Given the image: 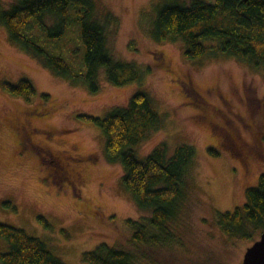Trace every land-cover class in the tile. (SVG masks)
<instances>
[{"label": "rangeland", "instance_id": "374dc122", "mask_svg": "<svg viewBox=\"0 0 264 264\" xmlns=\"http://www.w3.org/2000/svg\"><path fill=\"white\" fill-rule=\"evenodd\" d=\"M161 1L94 0V18L108 24L112 55L144 74L142 83L115 85L102 70L96 92L55 75L0 25V222L42 238L67 264H89L83 253L103 242L135 253L139 264H243L262 234L229 237L218 217L245 203L247 189L264 175V69L225 55L190 61L182 40L157 41L151 28ZM0 2L8 9L13 0ZM78 18L70 15L65 35L57 40L44 39L36 23L29 27L76 72L84 52ZM22 78L35 87L30 100L2 87ZM140 88L153 96L164 121L136 147L138 157L163 144L169 154L192 145L196 156L185 178L181 220L170 225L173 235L137 246L129 220L149 218L151 212L139 210L122 186L124 167L107 158L102 130L79 116L103 117L127 105ZM75 157L83 161L75 164ZM60 164L70 172L83 167L82 181H62L60 167L53 168ZM39 216L52 227L43 226ZM6 249L0 239V251Z\"/></svg>", "mask_w": 264, "mask_h": 264}, {"label": "trees", "instance_id": "16d2710c", "mask_svg": "<svg viewBox=\"0 0 264 264\" xmlns=\"http://www.w3.org/2000/svg\"><path fill=\"white\" fill-rule=\"evenodd\" d=\"M95 7L94 0H13L8 9L0 2V25L13 43L73 85L98 91L102 70L115 85L142 83L144 74L136 64L117 60L110 52L108 24L94 18ZM73 12L79 16L84 49L78 72L29 33L31 24L36 23L44 39H61ZM155 14L152 37L157 41L182 40L188 60L200 62L206 56L225 55L264 69V0H163ZM50 18L56 21L51 26L46 22ZM107 21L111 22L110 17ZM2 87L10 95L27 100L36 94L26 78L16 84L4 81ZM79 119L102 130L107 158L124 167L122 186L139 210L151 212L149 218L129 220L135 228V245L161 243L166 235H173L170 225L180 222L185 208V178L195 160V147L183 144L169 154L163 144L145 158L138 157L136 147L164 121L153 96L144 88L136 91L127 105L103 117L80 115ZM216 152L210 148L211 154L218 155ZM6 205L16 210L10 201ZM38 219L46 228L52 227L44 216ZM218 225L229 237L240 239L264 232V175L256 186L247 189L245 203L220 212ZM0 239L7 243L6 251H0V264H67L46 241L22 228L0 222ZM136 258L135 253L105 242L83 253V260L89 264H139Z\"/></svg>", "mask_w": 264, "mask_h": 264}, {"label": "water", "instance_id": "95a60500", "mask_svg": "<svg viewBox=\"0 0 264 264\" xmlns=\"http://www.w3.org/2000/svg\"><path fill=\"white\" fill-rule=\"evenodd\" d=\"M243 264H264V232L260 239L247 249Z\"/></svg>", "mask_w": 264, "mask_h": 264}, {"label": "flooded vegetation", "instance_id": "af4514ba", "mask_svg": "<svg viewBox=\"0 0 264 264\" xmlns=\"http://www.w3.org/2000/svg\"><path fill=\"white\" fill-rule=\"evenodd\" d=\"M71 156H69V158H70ZM58 159H60V163L61 162H66V159L65 158H61V156H59L58 157ZM83 161V159H79V158H76L75 157V164H77V163H81ZM54 167H60V169H61V171H62V173L65 175V177H64V179L62 178V181H65V179L67 178V177H69V178H71V179H73V180H75V181H79V179L82 181V175H81V173L83 172V167H80L81 168V170L80 171H78V170H76L74 167L73 168H71V172H70V169L67 167V165L65 164L64 166L63 165H59V166H53V168ZM56 172H58V170H55ZM81 172V173H80ZM68 179V178H67ZM69 182H70V180H68Z\"/></svg>", "mask_w": 264, "mask_h": 264}]
</instances>
